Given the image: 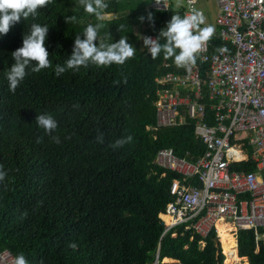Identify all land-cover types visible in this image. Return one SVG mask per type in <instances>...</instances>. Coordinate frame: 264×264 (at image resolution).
Returning <instances> with one entry per match:
<instances>
[{"label": "trees", "instance_id": "trees-1", "mask_svg": "<svg viewBox=\"0 0 264 264\" xmlns=\"http://www.w3.org/2000/svg\"><path fill=\"white\" fill-rule=\"evenodd\" d=\"M170 1L168 11H158L151 8L155 0H105L111 15L99 19L77 0H52L35 20L21 18L0 35V165L7 172L0 182V251L23 254L28 264H223V251L236 247L239 258L264 264L253 231H239L235 240L220 237V249L214 230L201 237L184 225L165 232L161 224L159 213L179 176L153 164L157 152L170 149L191 162L206 152L194 122L152 129L155 79L176 70L163 53L152 60L140 39L158 38L173 15L184 16ZM73 14L77 22L67 24L65 17ZM33 23L49 27L45 47L52 66L38 73L29 68L13 93L6 79L15 63L11 54L22 47ZM88 24H101L107 42L127 38L134 57L123 65H89L57 76L56 65H65L76 35L83 39ZM211 43V52L223 45L217 37ZM207 69L202 65L203 76ZM39 114L57 121L51 135L59 136V144L38 127ZM128 135L130 143L110 147ZM233 170L254 171L255 164H235ZM73 242L76 249L68 246Z\"/></svg>", "mask_w": 264, "mask_h": 264}, {"label": "built area", "instance_id": "built-area-1", "mask_svg": "<svg viewBox=\"0 0 264 264\" xmlns=\"http://www.w3.org/2000/svg\"><path fill=\"white\" fill-rule=\"evenodd\" d=\"M216 1L215 18L204 10L203 0H185L184 15L202 12L205 24L200 27L213 26V37L229 51L211 52L210 39L191 72L172 62L168 67L176 71L155 79L152 129L194 122L195 136L206 146L204 156L194 162L178 158L170 149L157 152L153 164L180 178L172 180L171 201L159 218L165 232L184 225L205 237L214 230L220 247L217 224L228 225L235 238L237 232L250 230L257 249L264 250V0ZM162 2L166 7L154 2L151 8L168 11L170 0ZM248 162L255 164L254 171L233 170V165ZM15 257L1 250L0 264H13Z\"/></svg>", "mask_w": 264, "mask_h": 264}, {"label": "clouds", "instance_id": "clouds-1", "mask_svg": "<svg viewBox=\"0 0 264 264\" xmlns=\"http://www.w3.org/2000/svg\"><path fill=\"white\" fill-rule=\"evenodd\" d=\"M52 0H0V35H6L10 28L18 23L21 18L28 20L31 17L35 20L38 16V9L45 8ZM157 5L166 3L162 0H155ZM78 7L83 8L84 12L93 14L99 19H103L107 13L109 4L105 0H77ZM147 19L152 22L153 14L149 13ZM143 22L144 17H140ZM65 22L76 23L77 16L71 15L65 17ZM205 24L204 14L200 11L193 10L191 13L184 15H173L166 28L160 31L159 37L144 36V47L148 49L152 60H155L161 53L165 59L172 58L178 68H185L188 72L197 63L200 53L206 51L208 42L213 37L215 28L211 25L201 28ZM101 24H88L83 32L76 35L72 55L67 59L65 65H56L55 73L57 76L63 74L66 70H79L81 67H89L95 65L97 67L110 66L113 64L123 65L126 60L134 57L136 49L128 43V39L121 37L118 42H107L106 37L100 35ZM123 25L119 27L121 31ZM49 27L39 23H33L30 30L23 37L22 47L15 50L11 55L15 63L6 73V79L9 84V91L15 92L21 82L31 72L38 73L42 69L51 67L49 60V52L45 47V41ZM163 40V43L161 41ZM99 41L97 45L95 42ZM229 50L220 46L216 48V52L220 54L227 53ZM35 61L36 65L32 66ZM126 82V81H125ZM36 124L42 128L45 133L49 134L54 143L59 144V136H52L58 127L57 121L50 114H39L36 118ZM103 134L97 137L98 143H103ZM132 136L128 135L124 138L117 139L110 145L113 149L123 147L132 141ZM42 137L37 139V143L41 142ZM7 176V172L0 165V182H3ZM72 249H76V243L68 245ZM9 250V249H8ZM12 252V251H11ZM16 256V255H15ZM13 264H28L26 257L19 254L14 258Z\"/></svg>", "mask_w": 264, "mask_h": 264}, {"label": "bare ground", "instance_id": "bare-ground-1", "mask_svg": "<svg viewBox=\"0 0 264 264\" xmlns=\"http://www.w3.org/2000/svg\"><path fill=\"white\" fill-rule=\"evenodd\" d=\"M239 157L241 158V156L239 155ZM163 218H165L166 220H168V217L163 216ZM223 228H222V227ZM216 228L218 230L219 236L220 237H227L232 235L231 232V228L228 225H224V224H217ZM223 254L225 256V261L224 264H247V261L245 258H239L237 256L236 253V247H233V249H227L223 251Z\"/></svg>", "mask_w": 264, "mask_h": 264}, {"label": "rangeland", "instance_id": "rangeland-1", "mask_svg": "<svg viewBox=\"0 0 264 264\" xmlns=\"http://www.w3.org/2000/svg\"><path fill=\"white\" fill-rule=\"evenodd\" d=\"M173 4H174V6L176 8H180V7L185 6V0H173ZM202 7L209 14V16H211L212 18H215L216 14L218 13L217 1L216 0H203ZM232 238H234V240L236 239L235 236L232 237ZM227 241H225V242H227ZM223 243H224V241H223ZM236 243H237V240H236ZM200 244H201V246H203L202 243H200ZM225 244L226 243H224L223 246ZM219 246H220V244H219ZM220 249H221V247H220ZM221 252H222V250H221ZM224 261H225V259H224ZM223 264H224V262H223Z\"/></svg>", "mask_w": 264, "mask_h": 264}, {"label": "crops", "instance_id": "crops-1", "mask_svg": "<svg viewBox=\"0 0 264 264\" xmlns=\"http://www.w3.org/2000/svg\"><path fill=\"white\" fill-rule=\"evenodd\" d=\"M170 3H171V1H170ZM180 8H183L184 10H185V6H183V7H180ZM105 17H108V15H105ZM222 227V226H221ZM223 228V227H222ZM230 236H232V235H230ZM234 236V235H233ZM227 237H229V236H227ZM232 239V238H231ZM236 245H237V243H236ZM236 253H237V249H236ZM245 258V257H244ZM246 259V258H245ZM246 261H247V259H246ZM247 264H249L248 263V261H247Z\"/></svg>", "mask_w": 264, "mask_h": 264}, {"label": "water", "instance_id": "water-1", "mask_svg": "<svg viewBox=\"0 0 264 264\" xmlns=\"http://www.w3.org/2000/svg\"><path fill=\"white\" fill-rule=\"evenodd\" d=\"M161 224L163 225V220H161ZM157 263V260L155 261V263L154 264H156Z\"/></svg>", "mask_w": 264, "mask_h": 264}]
</instances>
